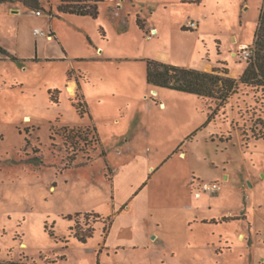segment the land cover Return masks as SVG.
Listing matches in <instances>:
<instances>
[{"label":"rangeland","instance_id":"rangeland-1","mask_svg":"<svg viewBox=\"0 0 264 264\" xmlns=\"http://www.w3.org/2000/svg\"><path fill=\"white\" fill-rule=\"evenodd\" d=\"M61 1L0 0V262L264 264V85L240 81L264 0H105L97 18ZM153 59L238 84L225 101L156 87Z\"/></svg>","mask_w":264,"mask_h":264},{"label":"trees","instance_id":"trees-1","mask_svg":"<svg viewBox=\"0 0 264 264\" xmlns=\"http://www.w3.org/2000/svg\"><path fill=\"white\" fill-rule=\"evenodd\" d=\"M3 1V0H2ZM25 4L32 7H38L40 5L39 0H21ZM104 0H62L59 5V11L64 13L91 15L97 18L100 14L99 4ZM83 2V4H80ZM92 2V3H90ZM141 27H145V22L138 21ZM4 53L8 54L7 50L2 49ZM148 81L156 87H163L172 90L187 92L196 94L202 98L212 97L221 100H226L230 94L235 91L237 87V80L231 76L221 75L214 70L213 72H207L199 68H187L180 67L170 63H165L160 60H149L148 62ZM227 73V72H225ZM240 81L243 83H258L264 85V2L261 10L260 22L255 35V46L252 55V60L244 70ZM59 92V91H57ZM80 111V114L88 112V103L85 100V96L82 94L77 95L76 101L73 102ZM215 112H211L209 115L213 117ZM68 137L81 138L88 141L89 134H85L83 130L71 128L69 129ZM94 134L97 133L96 128H93ZM100 216L99 213H96ZM110 224L104 228V232L108 234L110 227L113 223V218L109 217ZM73 236L82 243H87L90 238L94 236L95 228L92 226L83 227L81 224H75L71 226ZM54 236L53 233H51ZM107 236V235H106ZM64 241V240H62ZM69 239H66V243ZM0 264H19L16 262Z\"/></svg>","mask_w":264,"mask_h":264},{"label":"crops","instance_id":"crops-1","mask_svg":"<svg viewBox=\"0 0 264 264\" xmlns=\"http://www.w3.org/2000/svg\"><path fill=\"white\" fill-rule=\"evenodd\" d=\"M105 1V0H104ZM127 0H116V2L117 3H122L121 5H118V9H116L115 10V14H116V16H118L119 15V9L120 8H123V6H125V2H126ZM131 1H135V2H137L136 0H131ZM191 1H194V0H158L157 1V3L158 4H162V3H164L165 2V4H178V3H180V2H191ZM103 2V1H102ZM102 2L99 4V9L101 8L100 6H101V4H102ZM41 5V4H40ZM6 9H7V5H6ZM154 11V10H153ZM6 12L7 13H9V11L8 10H6ZM11 12H20L19 10L18 11H15V10H12L11 9ZM143 12V11H142ZM65 14H73V13H65ZM41 15H43V13L41 14ZM40 15V16H41ZM73 15H77V16H80V17H86V16H88V17H92L91 15H83V14H73ZM140 15H142V14H140ZM142 17H143V19H145L146 20V22H145V25H146V27H147V30L149 31L150 29L154 32V33H156V34H158L159 32H160V29H159V27L157 26V25H154V23L149 19V18H146V17H144L143 15H142ZM94 18V17H93ZM193 21V20H192ZM195 21V20H194ZM198 22V21H197ZM189 23V22H188ZM188 23H185V29L187 30V29H190V30H198V29H201V24H200V22H198V27L197 28H190V27H188ZM36 28H39V27H36ZM35 30V29H34ZM43 30V29H42ZM33 33H34V35L36 36V37H38V36H41V35H37V34H35V32L33 31ZM55 35V32H52L51 33V36L50 37H52V36H54ZM149 38H151L152 36H148ZM163 55L164 56H166V57H168V54H166V53H163ZM167 60H168V58H166ZM206 66H210V64L207 62L206 63ZM70 88H72L73 90H72V92H74V88H75V84L74 83H72L71 84V86H70ZM154 90V89H153ZM182 92V91H181ZM158 93V92H157ZM224 176H223V178L225 179L226 178V176H228V179L226 180V181H229V178H230V173L229 172H227L225 169H224ZM216 181H218V180H216ZM195 183V182H194ZM223 187V186H222ZM196 188H200V184H199V186L198 185H196ZM139 193V192H138ZM139 195V194H138ZM137 195V196H138ZM137 196L135 197V198H137ZM202 197V195L200 196V198ZM126 204L122 207V209H121V211L120 212H118L117 214H116V217L115 218H117V217H119V216H125L127 213H128V210H127V208H126ZM206 219H204V221H205ZM114 222L115 221H113V223H112V225H111V227H110V230H109V232H108V234H107V236H106V242H107V239L109 238V237H111V232H112V226H113V224H114ZM123 241H125V240H122L121 242L123 243ZM118 243H116V245H118L119 247H120V244H122V243H120V241H117Z\"/></svg>","mask_w":264,"mask_h":264},{"label":"built area","instance_id":"built-area-1","mask_svg":"<svg viewBox=\"0 0 264 264\" xmlns=\"http://www.w3.org/2000/svg\"><path fill=\"white\" fill-rule=\"evenodd\" d=\"M37 15H41L42 11L41 10H36ZM190 28H197L198 27V22L197 21H191L189 24ZM35 34L37 35H42V36H48V33L44 30H42L41 28H35L34 30ZM153 31L151 30V34L149 36L153 35ZM51 36V35H49ZM254 52V48L253 49H245L244 51V55L246 58H249ZM202 189L204 191H216V190H221L222 189V185L220 183L217 182H211V183H205L202 185Z\"/></svg>","mask_w":264,"mask_h":264},{"label":"bare ground","instance_id":"bare-ground-1","mask_svg":"<svg viewBox=\"0 0 264 264\" xmlns=\"http://www.w3.org/2000/svg\"><path fill=\"white\" fill-rule=\"evenodd\" d=\"M153 92H154L155 94H157V90H156V89H154Z\"/></svg>","mask_w":264,"mask_h":264}]
</instances>
